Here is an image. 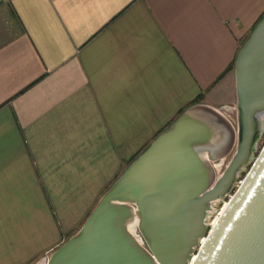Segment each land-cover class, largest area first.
<instances>
[{
  "label": "crops",
  "instance_id": "0c3cea01",
  "mask_svg": "<svg viewBox=\"0 0 264 264\" xmlns=\"http://www.w3.org/2000/svg\"><path fill=\"white\" fill-rule=\"evenodd\" d=\"M264 0H0V264H43L185 108L234 116Z\"/></svg>",
  "mask_w": 264,
  "mask_h": 264
},
{
  "label": "water",
  "instance_id": "95a60500",
  "mask_svg": "<svg viewBox=\"0 0 264 264\" xmlns=\"http://www.w3.org/2000/svg\"><path fill=\"white\" fill-rule=\"evenodd\" d=\"M234 74V116L185 108L43 264H264V16Z\"/></svg>",
  "mask_w": 264,
  "mask_h": 264
},
{
  "label": "rangeland",
  "instance_id": "374dc122",
  "mask_svg": "<svg viewBox=\"0 0 264 264\" xmlns=\"http://www.w3.org/2000/svg\"><path fill=\"white\" fill-rule=\"evenodd\" d=\"M263 144H264V134L262 135V137L259 141L258 147H261ZM244 175H245V172H241L239 179H241L242 176H244ZM237 184H238V182H236V185ZM225 201H227V198L215 202V206L213 207L212 211L210 212V214L208 216V223L209 224L212 223V219L214 218L215 215H217V213L219 212V209H221V207Z\"/></svg>",
  "mask_w": 264,
  "mask_h": 264
},
{
  "label": "bare ground",
  "instance_id": "6f19581e",
  "mask_svg": "<svg viewBox=\"0 0 264 264\" xmlns=\"http://www.w3.org/2000/svg\"><path fill=\"white\" fill-rule=\"evenodd\" d=\"M226 204H227V201H225L224 203H223V205H222V207H221V209H219V212L217 213V215H215L214 216V218L212 219V225L216 222V220H217V216H219V214L222 212V210L224 209V207L226 206Z\"/></svg>",
  "mask_w": 264,
  "mask_h": 264
},
{
  "label": "trees",
  "instance_id": "16d2710c",
  "mask_svg": "<svg viewBox=\"0 0 264 264\" xmlns=\"http://www.w3.org/2000/svg\"><path fill=\"white\" fill-rule=\"evenodd\" d=\"M234 65H235V62H234V64H233V66H232V67H234ZM200 99H201V97L197 98V99H196L194 102H192V104H193V103L200 102V101H201Z\"/></svg>",
  "mask_w": 264,
  "mask_h": 264
}]
</instances>
